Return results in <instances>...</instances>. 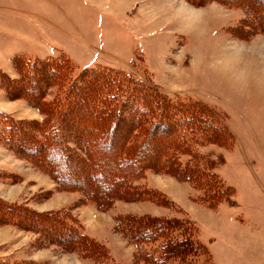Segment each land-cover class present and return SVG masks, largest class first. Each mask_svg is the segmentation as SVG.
Returning a JSON list of instances; mask_svg holds the SVG:
<instances>
[{
	"label": "rangeland",
	"instance_id": "obj_1",
	"mask_svg": "<svg viewBox=\"0 0 264 264\" xmlns=\"http://www.w3.org/2000/svg\"><path fill=\"white\" fill-rule=\"evenodd\" d=\"M237 1L239 6L230 7L219 0H0V113L22 121L24 132L37 131L32 123L44 118L37 90L46 87L47 102L58 90L38 69L35 78L27 76L22 56L38 61L60 56L72 59L74 74L115 68L177 101H200L232 137L193 146L196 162L231 188L213 208L193 183L151 171L150 185L173 207L120 201L101 210L80 191L59 187L28 160L31 153L1 139L0 199L29 209L31 224L45 219L43 213L60 212L65 223H78L105 244L112 264H144L137 246L115 228L117 213L179 217V207L197 222L198 237L213 256L209 264H264V33L258 29L264 0ZM93 113L82 108L70 113L74 121L63 127L66 141L80 135L76 140L90 141L91 152L104 146L91 137ZM173 131L155 137L164 138L159 150L177 142ZM59 229L0 222V264H97L68 249L62 240L69 232Z\"/></svg>",
	"mask_w": 264,
	"mask_h": 264
},
{
	"label": "trees",
	"instance_id": "obj_2",
	"mask_svg": "<svg viewBox=\"0 0 264 264\" xmlns=\"http://www.w3.org/2000/svg\"><path fill=\"white\" fill-rule=\"evenodd\" d=\"M189 1L206 4L211 0ZM219 1L230 7L239 6L237 0ZM262 21L258 29L264 33ZM22 58L27 76L35 78L37 69L44 72L50 88L51 84L56 86L57 96L47 102L46 87L36 88L44 113L43 120L32 123L38 126L37 131L24 132L22 121L0 113V139L18 146L21 152L31 153L28 160L48 171L62 189L80 191L88 203L93 202L105 211L120 201L173 207L171 199L150 185L151 171L174 174L193 183L195 189L203 191L198 192L210 208L230 193L231 188L224 186L219 174L196 162L194 145L225 141V137L232 140L227 127L200 101H177L157 87L115 68L86 69L74 74L75 65L69 57H50L44 61ZM31 82L28 84L33 85ZM77 106L94 112L90 134L104 142V146L95 148L96 152L89 150L87 139L78 142L80 135L71 142L65 139L64 123L72 125L74 118L67 115L81 110ZM164 130H172L177 142L159 150L156 146L164 138L157 141L155 137ZM123 131L125 134L117 144ZM146 148L149 150L144 152ZM178 209L183 216L117 213L115 228L137 246V257L144 264H194L197 260H201L199 264H209L213 256L198 237L197 222L182 208ZM59 213H43L45 219L31 224L26 222L32 214L29 209L0 199V222L18 225L23 221L28 227L51 232L61 228L69 232L62 241L72 252L79 251L97 264L115 261L105 244L90 237L78 223H65Z\"/></svg>",
	"mask_w": 264,
	"mask_h": 264
}]
</instances>
